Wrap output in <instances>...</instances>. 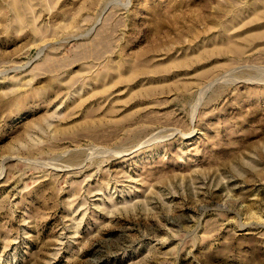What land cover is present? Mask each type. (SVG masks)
Listing matches in <instances>:
<instances>
[{
  "label": "rangeland",
  "instance_id": "obj_1",
  "mask_svg": "<svg viewBox=\"0 0 264 264\" xmlns=\"http://www.w3.org/2000/svg\"><path fill=\"white\" fill-rule=\"evenodd\" d=\"M0 264H264V0H0Z\"/></svg>",
  "mask_w": 264,
  "mask_h": 264
}]
</instances>
